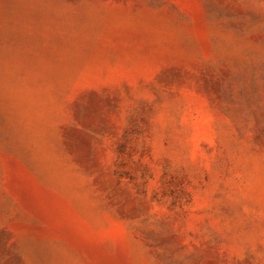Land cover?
<instances>
[{
    "label": "rangeland",
    "instance_id": "obj_1",
    "mask_svg": "<svg viewBox=\"0 0 264 264\" xmlns=\"http://www.w3.org/2000/svg\"><path fill=\"white\" fill-rule=\"evenodd\" d=\"M0 264H264V0H0Z\"/></svg>",
    "mask_w": 264,
    "mask_h": 264
}]
</instances>
